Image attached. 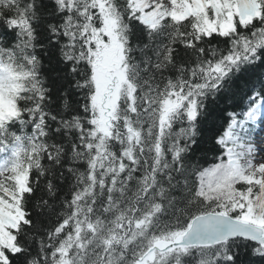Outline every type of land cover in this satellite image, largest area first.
Returning <instances> with one entry per match:
<instances>
[{"label":"snow or ice","instance_id":"snow-or-ice-1","mask_svg":"<svg viewBox=\"0 0 264 264\" xmlns=\"http://www.w3.org/2000/svg\"><path fill=\"white\" fill-rule=\"evenodd\" d=\"M0 264H264V0H0Z\"/></svg>","mask_w":264,"mask_h":264}]
</instances>
